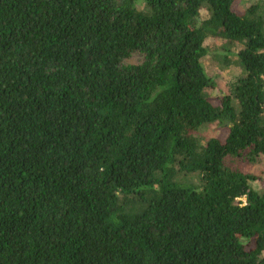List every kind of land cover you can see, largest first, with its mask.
Listing matches in <instances>:
<instances>
[{"label": "trees", "instance_id": "trees-1", "mask_svg": "<svg viewBox=\"0 0 264 264\" xmlns=\"http://www.w3.org/2000/svg\"><path fill=\"white\" fill-rule=\"evenodd\" d=\"M237 1L0 0V264H264L233 163L264 158V0Z\"/></svg>", "mask_w": 264, "mask_h": 264}, {"label": "rangeland", "instance_id": "rangeland-1", "mask_svg": "<svg viewBox=\"0 0 264 264\" xmlns=\"http://www.w3.org/2000/svg\"><path fill=\"white\" fill-rule=\"evenodd\" d=\"M259 2L260 0H238L236 2L235 8L238 14H245L252 6L256 5ZM206 16L207 13L203 12V17ZM206 45L210 49L211 57H207L204 60V64L209 76H211L215 82V89L210 93L211 101L215 104H218L219 100L222 97L229 95L230 83L239 76L240 71L235 66L227 68L220 62L216 61V58H218L217 54L221 52L224 41L219 39H210L207 41ZM142 61L143 56L140 54H135L128 61H126V63L137 65L142 63ZM212 129L207 132L208 138L214 137L216 135V133ZM225 133L226 131L222 132V134ZM233 163L242 171L250 173L257 177V181L254 183V187L259 191H264V158L260 159L256 163H251L245 157H241ZM244 201L245 200L243 199V202Z\"/></svg>", "mask_w": 264, "mask_h": 264}]
</instances>
